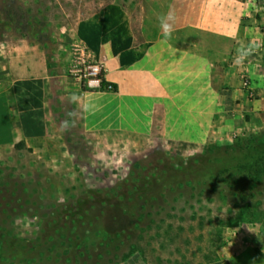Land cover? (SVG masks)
I'll return each instance as SVG.
<instances>
[{
    "label": "rangeland",
    "instance_id": "rangeland-1",
    "mask_svg": "<svg viewBox=\"0 0 264 264\" xmlns=\"http://www.w3.org/2000/svg\"><path fill=\"white\" fill-rule=\"evenodd\" d=\"M43 1L0 0V53L5 49L8 55L19 40L20 28L11 22L18 19L15 11L35 19L33 30L49 16L46 26L56 35L61 16L76 22L115 0H51L52 14ZM245 25V46L223 70L241 81L246 98L232 108L215 80L220 98L214 137L204 149L191 145L200 135L197 129L184 131L189 142L176 147L121 151L118 163H37L24 141L15 149L13 133L0 132V264H208L229 242L264 237V0H247ZM207 150L214 168L206 177L188 170L192 186L177 188L180 163L190 165ZM256 162L260 167L252 177L230 168ZM165 179L170 181L163 188ZM150 180L152 188L146 185ZM140 187L151 189L154 201L125 206L120 194ZM86 196L90 200L79 207ZM245 209H257L260 220L241 221Z\"/></svg>",
    "mask_w": 264,
    "mask_h": 264
},
{
    "label": "crops",
    "instance_id": "crops-1",
    "mask_svg": "<svg viewBox=\"0 0 264 264\" xmlns=\"http://www.w3.org/2000/svg\"><path fill=\"white\" fill-rule=\"evenodd\" d=\"M246 15L247 0H115L76 22L61 16L56 35L49 16L37 30L32 18L0 53V132L13 133L15 149L24 141L37 163H118L121 151L176 147L197 129L191 145L204 149L215 80L232 108L246 98L223 70L245 46ZM83 61L103 63L115 90L86 91L73 77ZM248 239L208 264H264V237Z\"/></svg>",
    "mask_w": 264,
    "mask_h": 264
},
{
    "label": "trees",
    "instance_id": "trees-1",
    "mask_svg": "<svg viewBox=\"0 0 264 264\" xmlns=\"http://www.w3.org/2000/svg\"><path fill=\"white\" fill-rule=\"evenodd\" d=\"M50 1L51 0H44L43 4H44L45 8L50 7L48 9V12L52 14V13H55V7L52 6ZM1 9L2 8L0 7V13H1ZM14 15L18 18V19H15V21H13V19H11V22H14V24H15L14 26L15 27H19L23 31L27 30V28H29V25H30V17L28 18L27 15H22V16L18 17L16 11L14 12ZM44 20L45 19H43V21ZM210 151L207 150L205 155L195 157V159H193V161H192V163L190 165L189 164L180 163L179 172H181L183 176H182L181 179H178L177 181H175L174 185L177 186V188L178 187L180 188V187H190V186H192L193 179L185 177L186 172L188 170L195 171V172L199 171L203 175V174H205V172L211 171L214 168L212 161L207 156V155H209L208 153H210ZM187 166H190V168H188ZM259 167L260 166L256 162V163L247 164V165H244V164L231 165L230 168L236 169V170L240 171V173H241V171L244 172V173H247L248 176L252 177L253 175L256 174V171H257V169H259ZM206 176L207 175H203V177H206ZM168 181H170V180L165 179L163 182H161L160 185L164 188V186L168 185V183H167ZM254 181H256V179L253 180V182ZM154 184H155L154 181L150 180L146 185H148V187L150 186V188H152V187L155 186ZM249 188L250 189H249V195L248 196H249V198L252 199L255 196L254 189L256 188V185L255 186L252 185ZM150 190L151 189H143V188H141L140 190H136L134 192H131L130 195H128L129 193H125L124 192V193H122V195L120 194L121 200L123 201V204H126L125 206H128V207L133 206L134 203H137V202L138 203L139 202H141V203L142 202L151 203V202L154 201V197H153V195H152ZM87 200H90V199H89V197L86 196L84 199H82L79 202V207L85 206V202ZM77 215H81V213H78ZM239 219L241 221H243V222L257 221V220H260V213H259V211L257 209H254L252 212H251V210H246L245 209L244 212L241 213Z\"/></svg>",
    "mask_w": 264,
    "mask_h": 264
},
{
    "label": "built area",
    "instance_id": "built-area-1",
    "mask_svg": "<svg viewBox=\"0 0 264 264\" xmlns=\"http://www.w3.org/2000/svg\"><path fill=\"white\" fill-rule=\"evenodd\" d=\"M73 77L78 80L86 91H114V86L105 77V65L100 62L83 61L78 73ZM243 85L253 92V86L247 77H243Z\"/></svg>",
    "mask_w": 264,
    "mask_h": 264
},
{
    "label": "clouds",
    "instance_id": "clouds-1",
    "mask_svg": "<svg viewBox=\"0 0 264 264\" xmlns=\"http://www.w3.org/2000/svg\"><path fill=\"white\" fill-rule=\"evenodd\" d=\"M167 19H171V17L167 18ZM167 19L162 23V27L164 29V31L170 35L171 33V24L167 22Z\"/></svg>",
    "mask_w": 264,
    "mask_h": 264
}]
</instances>
